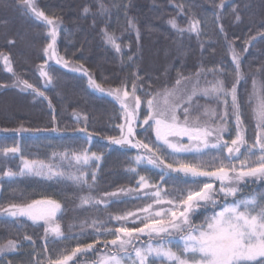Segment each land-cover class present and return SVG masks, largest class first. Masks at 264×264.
Segmentation results:
<instances>
[{
	"label": "trees",
	"instance_id": "1",
	"mask_svg": "<svg viewBox=\"0 0 264 264\" xmlns=\"http://www.w3.org/2000/svg\"><path fill=\"white\" fill-rule=\"evenodd\" d=\"M220 2L221 0H103L109 11L101 16L97 14V0H37L39 8L46 15L60 18L56 54L69 61V67H64L44 54L43 50L50 40L47 26L26 13L18 0H0V53L9 56L17 76L44 93L43 96H37L31 89L20 91L12 87L15 77L0 62V85H3L0 87V177L3 171L18 172L23 159L47 162L53 157V153L88 149L89 154L101 156V160L90 162L91 168L87 176L91 182V171L95 170L97 173L96 187L92 192L94 196L105 199V192L132 188L139 177L129 173L127 169L130 164L134 165L132 158L137 150L110 144L108 140V137H119L121 129L118 125L124 124L119 103L90 87L89 77L82 71L72 69L82 65L105 89L120 88L126 84L127 90L131 92L135 81L137 94L146 101L147 93L155 94L165 88L175 87L181 74L191 77V80L182 81L179 87L191 90L190 83L196 79L194 73L202 69L200 85L204 86L207 81L216 78L208 69H221V65L223 68L219 75L231 87L235 79L231 72L235 65L228 51L229 44L241 56L244 79L237 85L238 98L242 106L246 139L254 143L257 121L253 113L255 101L250 100V97L253 93V80L258 84L264 81V71H261L264 69V39L259 35L264 31L261 27L264 24V0H224L223 9L217 7ZM114 4H119L120 7H114ZM85 7L90 9L87 15L83 11ZM234 9L241 16L239 23L235 21ZM213 13L222 15L218 20ZM129 19L135 21L139 38L136 30L129 29ZM172 19L176 20L179 28L188 27L192 20L200 21L199 39L193 33H180L173 29L168 23ZM220 24L225 29L227 41L220 32ZM101 29L118 38L121 45L119 53L111 45L104 43ZM249 37L256 39L249 44L246 43ZM9 40L15 42L9 44ZM245 48L247 51H243ZM40 65H45L55 77L52 84L45 86L46 82L38 70ZM205 74L207 80L204 78ZM197 99L201 105H205L203 97ZM207 105L217 107V102L207 101ZM230 105L229 97V111ZM218 107L222 111L224 105L219 104ZM139 111L138 122L142 123L147 112L146 104H142ZM196 114L193 112V116ZM77 115L80 117L79 121ZM179 115L183 117L182 112ZM84 127L87 131L79 130ZM144 128H136L140 133L138 138H143ZM231 132L234 137V122ZM89 133L92 134L90 139ZM148 135L155 140L150 132ZM12 147L19 151L5 155L3 150ZM163 150L168 151L166 148ZM53 162H59V158L56 157ZM62 167L67 169L68 165L62 164ZM137 170L140 175L150 176L159 182L158 170L152 169L146 162L137 166ZM57 181L58 178L49 180L29 175L2 177L0 207H7L11 203H30L34 199L56 200L61 204L57 222L60 223L64 236L78 239L58 240L49 235L47 239L55 243H48L46 246L43 222L34 225L25 217L0 215V243H6L9 239L18 243V250L6 253L0 258V264H35L34 249L41 258H47L55 257L62 251L71 252L78 245L90 243L94 244L93 250L78 253L69 264H95L105 251L102 244L94 243L97 236L101 235L103 238V228L118 223L111 217L126 212H134L142 217L144 213L139 209L150 202L147 197L139 200L132 198L137 193H121L119 198L108 199H119L126 203H110L106 209L104 205L78 207L79 197L86 195L87 189L81 191L67 180ZM165 188L170 190L168 186ZM241 188L238 198L259 196L264 194V179L250 180L247 185H241ZM234 199L221 195L215 209L211 206L198 209L193 222L202 224L206 215H212L214 210L219 211L220 206L232 203ZM160 207L164 206H155L157 210ZM93 218L97 219L96 228L101 229L100 233L93 227L81 228V222L87 220V224H91ZM25 235L30 236L31 240H25ZM174 239L178 241V235ZM148 240L147 236L141 237L140 241L135 242L136 246H141V241L146 245ZM152 243L156 244L157 240L154 239ZM111 251L112 246L109 245L108 253L111 254Z\"/></svg>",
	"mask_w": 264,
	"mask_h": 264
},
{
	"label": "snow or ice",
	"instance_id": "2",
	"mask_svg": "<svg viewBox=\"0 0 264 264\" xmlns=\"http://www.w3.org/2000/svg\"><path fill=\"white\" fill-rule=\"evenodd\" d=\"M18 3L26 13L47 26V35L50 40L43 50L45 56L55 59L56 63L64 67H69V61L56 54L60 18L55 15H46L39 8L37 0H18ZM97 4L98 15L103 16L108 13L109 10L103 0H97ZM113 6L120 7L119 4ZM217 7L223 9L224 0H221ZM124 8L126 11L127 6L125 5ZM83 11L87 15L90 9L85 7ZM233 11L235 21L241 22L238 11L236 9ZM213 15L219 20L222 13H213ZM168 23L180 33L190 32L198 39L201 35L198 20L190 21L186 28H179L175 19L169 20ZM128 27L136 30L139 38V30L134 20H128ZM261 27L264 28V24ZM101 32L104 43L111 45L119 53L121 45L118 43V38L105 29H101ZM220 32L224 34L227 41V34L222 24H220ZM259 35L264 39V31H261ZM254 39L256 37H249L246 43L250 44ZM14 42V40L8 41L9 44ZM228 51L235 65L231 72L235 78L231 87L219 75L223 68L221 65V69H208L216 78L207 81L204 86L200 85L202 69L194 73L196 79L192 82L191 90L179 87L182 81L191 80V77H184L181 74L175 82V87L165 88L155 94L147 93L146 101L137 94L135 81L132 83L131 92L127 90L126 84L120 88L105 89L88 74L87 69H84L82 65L80 68L72 69L82 71L89 77L90 87L102 93L106 92L119 103L124 124L118 125L121 129L120 136L108 137V140L110 144L127 145L137 150L132 158L134 165L130 164L127 169L129 173L139 177L132 188L105 192L103 194L105 199L94 196L92 192L96 187L97 173L95 170L91 171V182L87 176L91 168L90 162L101 160V156L96 153L89 154L88 149L71 153H53V157L47 162L23 159L18 172L3 171L2 177L29 175L49 180L58 178L57 182L70 181L81 191L87 189V194L79 197L78 207L104 205L106 209L110 203H126L119 199L115 201L108 199L119 198L121 193L125 195L137 193L132 197L137 200L142 197L149 198L150 202L147 206L139 209L144 213L142 217L134 212L111 217L118 223L111 227H104L103 238L101 235L97 236L94 243L102 244L105 251L95 264H264V194L237 197V194L242 191L241 185H247L250 180L264 179V81L258 84L255 79L253 80V93L250 100L255 101L253 113L257 121V131L255 142L250 143L244 132L242 106L237 89V85L244 79L241 71L242 60L240 53L231 44ZM243 51H247V48ZM0 62L3 63L5 70L15 77L12 87L20 91L31 89L37 96L44 95L27 80L16 75L8 55L0 53ZM38 70L41 78L46 82L45 86L53 83L55 77L45 65L38 66ZM204 78L207 80L206 74ZM137 79H139L138 76ZM198 97L205 99V105L199 103ZM229 97L231 98L230 111ZM207 101H216L217 107L208 106ZM142 104H146L147 112L144 114L143 122L139 123V110ZM219 104L224 105L222 111L219 110ZM181 112L182 118L179 115ZM193 112L197 114L193 116ZM76 118L79 121V115ZM233 122L234 137L231 132ZM145 125L147 128H144ZM137 127L144 128L143 138H138L140 133L136 131ZM52 130L56 131L55 128ZM79 130L87 131L86 127ZM149 132L155 136V140L151 139ZM225 133L228 135L226 136ZM91 135V133L88 134L89 139ZM164 148L168 151L165 152ZM3 151L7 155L9 152L17 153L19 149L12 147L5 148ZM56 157L59 158V162H53ZM145 162L151 165L152 169L158 170L159 182L154 181L150 176L140 175L137 166ZM62 164H67V169H64ZM145 171L148 170L145 169ZM165 186H168L170 190H166ZM221 195L224 198L231 196L235 199L232 203L220 206L219 211L214 210L212 215H206L202 224H195L193 217L197 210L207 209L209 206L215 209ZM155 206L164 207L157 210ZM60 209L61 204L56 200L34 199L30 203H11L7 207H0V215L12 218L25 217L34 225L43 222L47 246L48 243H55L47 239L49 235L55 236L58 240L60 238L78 239L64 236L61 225L57 222V213ZM96 210L99 211V208ZM130 217L132 219H129ZM121 221L123 223H119ZM96 224V218L92 219L91 224H87L85 220L81 222V228L93 227L97 233H100L101 229L96 228ZM177 235L179 240L175 241L174 238ZM108 236L112 238L108 239ZM142 236L149 238L146 246L142 241L141 246H136L135 242L140 241ZM24 239L31 240V237L25 235ZM154 239L157 240L156 244L152 243ZM109 245L112 246L110 255L108 254ZM93 248V243L85 246L78 245L71 252L62 251L55 257L47 258H41L34 249L33 259L35 264H69L78 253H87ZM17 250L18 243L14 240L9 239L6 243H0V258L6 253ZM47 251L45 247V252Z\"/></svg>",
	"mask_w": 264,
	"mask_h": 264
},
{
	"label": "rangeland",
	"instance_id": "3",
	"mask_svg": "<svg viewBox=\"0 0 264 264\" xmlns=\"http://www.w3.org/2000/svg\"><path fill=\"white\" fill-rule=\"evenodd\" d=\"M55 62H56V60L55 59H53ZM191 85H192V83H190ZM182 89V88H181ZM105 94H106V92H105ZM107 95V94H106ZM109 96V95H108ZM109 97H111V96H109ZM111 98H113V97H111ZM114 99V98H113ZM115 100V99H114ZM116 101V100H115ZM133 104H134V102H133ZM183 114V113H182ZM125 131H126V129H125ZM186 139V138H185ZM120 146V145H119ZM122 147H128L127 145H124V146H122ZM128 148H130V147H128ZM142 237H146V236H142ZM139 246V245H138ZM146 246V245H145ZM109 254V253H108ZM110 255V254H109Z\"/></svg>",
	"mask_w": 264,
	"mask_h": 264
}]
</instances>
